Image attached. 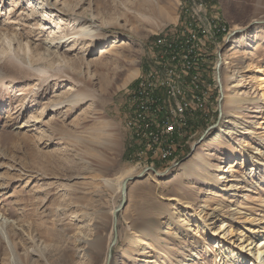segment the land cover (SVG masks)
<instances>
[{
  "label": "rangeland",
  "instance_id": "obj_1",
  "mask_svg": "<svg viewBox=\"0 0 264 264\" xmlns=\"http://www.w3.org/2000/svg\"><path fill=\"white\" fill-rule=\"evenodd\" d=\"M262 20L264 0H0V264H236L200 219L240 232L248 216L264 226V103L228 112L229 135L216 128L226 71L231 92L262 95ZM254 25L249 46L231 44ZM184 29L200 40L204 110L189 115L175 154L146 165L127 126L130 97L141 75L178 62L155 41L173 43ZM29 113L40 121L25 126ZM189 159L191 174L181 166ZM148 166L163 174L128 182L108 261L120 185Z\"/></svg>",
  "mask_w": 264,
  "mask_h": 264
},
{
  "label": "built area",
  "instance_id": "obj_2",
  "mask_svg": "<svg viewBox=\"0 0 264 264\" xmlns=\"http://www.w3.org/2000/svg\"><path fill=\"white\" fill-rule=\"evenodd\" d=\"M224 29L223 27L222 30ZM185 30V36L173 43H167L162 38L156 39L155 46L164 47L165 51L170 50L172 60L177 58L175 55L181 56L164 74L149 70L141 75L136 90L132 91L130 97L133 110L127 118V126L138 141L136 155L147 162L146 165L154 164L157 160L166 161L175 154L179 149L177 135L188 127L189 115L200 108L204 110L206 92L202 85V71L194 53L199 48L200 40L190 29L186 36ZM206 30L207 28L204 33ZM184 43H187L185 47ZM171 46L175 47L170 49ZM176 49L180 54L175 52ZM182 73L191 75L186 85L177 80ZM161 89L165 90L163 95L158 93ZM189 93L195 94L192 99L188 97ZM167 96L176 99L169 106L168 115L164 104L165 100H169Z\"/></svg>",
  "mask_w": 264,
  "mask_h": 264
},
{
  "label": "bare ground",
  "instance_id": "obj_3",
  "mask_svg": "<svg viewBox=\"0 0 264 264\" xmlns=\"http://www.w3.org/2000/svg\"><path fill=\"white\" fill-rule=\"evenodd\" d=\"M74 20L78 23H79V21H81L80 18H76ZM262 22H264V20H262ZM248 28H249L248 26H246L245 29L240 28V30L237 31V32H239V34L237 35L235 33L234 35H236V36H234V35L232 36V38H234V40L231 42V44L237 43V45H243L244 47H247L251 44L252 41L257 39V34H258L257 31L259 28L258 25H254V26L250 27L249 29ZM88 32L92 37H94L97 33L95 30L92 31L91 29L88 30ZM63 43H64L63 40H60V41L58 40L55 42V46L58 47V46L62 45ZM51 44L53 45L54 43L52 42ZM222 63L226 64V65L228 64L226 58L222 59ZM20 66H21V68H22V66L24 67V65H22V64ZM29 66H27V68H29ZM38 69H40V67ZM225 69H227V66H225ZM45 70L46 69L41 68L40 70H37V71H38V73L41 72V74H42V73L46 72ZM59 70L60 69H58V71ZM232 77H234V76L229 75L228 71H226L225 74H223V76H221V80H220V85H222V93H221L222 98H220V99L223 100V102H222V106H221L220 120H219L216 128H217V130H219L225 134L230 133L229 131L225 130L226 129L225 123L227 122L226 115L228 114V112L234 113L237 110H240L244 104H246V103L248 104V102H250V104H253L255 108H260L261 102L264 103V77L259 79V80H261L260 84H263V87H262L263 92H262L261 97H258V98H256V97L243 98L241 95L234 93L233 91L231 92L230 91L231 87L229 86V83L231 82V79H233ZM76 95L78 96V95H80V93L76 92L74 94V96H76ZM61 103L62 102H59L58 104H61ZM58 104L57 103L54 104L53 107L55 109H58L59 108V107H57ZM26 117H27V119L25 121V126H32V125H34L40 121L39 117H37L36 115L31 114V113L27 114ZM262 123L264 124V119H263ZM220 135L221 134L218 133V135H216V137H214L215 141L218 140ZM234 143H236V142H234ZM192 163L193 162L189 159L187 162H185L181 165L182 167H184L186 169V172L188 174H191L190 172L194 168ZM231 166L232 165H230V167ZM153 171H156V169ZM228 171H229V168H227V169L225 168L223 170V172H228ZM155 173H156V175L163 174V172H161V171H156ZM127 178H129V177H127ZM127 178H125V179H127ZM120 186H121V192H122V185H120ZM256 222L257 223H255V218L253 219L252 217L250 218V216H248L247 217V223H249L250 227L246 230L247 232H240L239 230L233 231L232 229L225 227V224H223V223H220L218 228H213V227L210 228L211 225L209 223H207V220L205 218L200 219V223L202 224V227L205 228L207 232L208 231L210 232L212 230V234L214 235L213 238L216 239L215 241H216V245L218 246L217 249H218L219 253H222L224 255L226 254L225 255L226 258L232 260L236 264L238 263L237 257L241 261L240 262L241 264H245V263H248V264H264V226L261 227L259 225L260 224L259 222H261V218H257ZM218 231H219V233H217ZM215 235H217V236H215ZM139 238H140L139 233L135 232L134 241H138ZM231 243H234L235 244V245L233 244L234 247H237L238 250H236V253L233 252V250H232L233 245ZM109 249H110V246H109ZM108 253H109V250H108ZM236 254L238 255L237 257H235ZM25 256H26V254H25ZM25 259H26L25 261L27 262V257ZM107 259H108V256H107Z\"/></svg>",
  "mask_w": 264,
  "mask_h": 264
},
{
  "label": "water",
  "instance_id": "obj_4",
  "mask_svg": "<svg viewBox=\"0 0 264 264\" xmlns=\"http://www.w3.org/2000/svg\"><path fill=\"white\" fill-rule=\"evenodd\" d=\"M202 139H203V136L200 138L199 141H201ZM152 169L155 170L154 167H149L148 166L139 175H137L136 177H129V178L125 179L123 181V183H122V192H121L122 199H121V203L113 211L114 238H113L112 243L110 245V249H109V253H108V260L110 259L111 254H112V252H111L112 251V247L115 245V243L117 241V236H118V234H117V213H118V211H120L124 207V205L126 203V200H127V191H128L127 184L131 180H136L138 178H141V176H144L145 171H149V170H152Z\"/></svg>",
  "mask_w": 264,
  "mask_h": 264
}]
</instances>
